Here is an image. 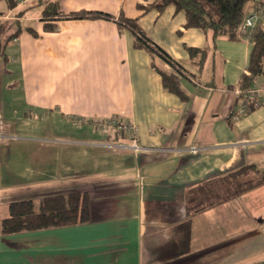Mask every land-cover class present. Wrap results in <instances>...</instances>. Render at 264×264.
Wrapping results in <instances>:
<instances>
[{
    "label": "crops",
    "instance_id": "1",
    "mask_svg": "<svg viewBox=\"0 0 264 264\" xmlns=\"http://www.w3.org/2000/svg\"><path fill=\"white\" fill-rule=\"evenodd\" d=\"M31 1L37 2L22 8ZM49 1L65 14L94 10L136 18L175 65L136 46L117 19H59L57 30L46 31ZM155 2L18 0L10 8L0 0V18L18 20L22 28L0 48V131L12 136L0 141V220L14 200L37 203L71 191L91 196L86 223L0 231V264H249L262 249L253 251L252 220H240L233 204L264 184L192 215L185 200L200 182L248 164L264 169V104L238 120L231 115L253 42L188 28L185 13ZM151 8L162 16H151ZM175 30L184 60L168 49ZM170 48L182 56L175 43ZM163 74L179 78L185 98L165 87ZM254 85L264 86V74ZM114 116L137 125L143 149L102 144L127 135L101 132L90 120Z\"/></svg>",
    "mask_w": 264,
    "mask_h": 264
},
{
    "label": "trees",
    "instance_id": "2",
    "mask_svg": "<svg viewBox=\"0 0 264 264\" xmlns=\"http://www.w3.org/2000/svg\"><path fill=\"white\" fill-rule=\"evenodd\" d=\"M7 2L10 8L18 5V0H7ZM170 5H173L176 11L185 13L186 27L210 30L214 36L224 35L236 39L240 37L239 29L246 15L256 7L264 8V0H156L155 2V6L159 9ZM99 17L117 19L119 26L127 27L133 33L136 46L156 53L175 65L173 58L145 34L136 18H129L123 14L117 18L112 14L94 10H80L65 14L61 11L59 2L49 1L45 4L42 19L45 21L46 31H55L58 28L56 21L59 19ZM11 29H13L12 32H10ZM21 30V24L18 20L0 18V48L3 44L16 38ZM28 30L34 36L38 35L34 28ZM252 37L253 49L249 66L239 81V86L243 90L251 87L256 78L264 74V23L261 20L254 28ZM188 49L191 53L201 51L192 47ZM163 82L171 92L181 98L186 97L180 88L179 78L176 75L163 74ZM250 171L254 173L253 176L248 175ZM245 175L248 178L241 181V177ZM263 184L264 169L254 163L200 182L186 191L187 214L199 213ZM90 202L91 196L86 191L46 195L37 203L33 199L11 201L8 205L9 214L0 220L1 234L7 235L22 231L86 223L91 217ZM260 264H264V260Z\"/></svg>",
    "mask_w": 264,
    "mask_h": 264
},
{
    "label": "built area",
    "instance_id": "3",
    "mask_svg": "<svg viewBox=\"0 0 264 264\" xmlns=\"http://www.w3.org/2000/svg\"><path fill=\"white\" fill-rule=\"evenodd\" d=\"M263 17L264 8L256 7L252 9L246 15L239 29V36L253 42L252 32ZM235 94L238 96V102L236 109L231 114L234 120H238L251 109L264 104V86L254 85L243 90L238 85L235 88ZM73 121L75 124H81L84 120L82 118H74ZM90 123L95 129L104 133L116 130L117 132H120V134L127 135L126 137L121 136L119 139L112 142H103L102 144L105 147L112 149L128 148L134 152H138L144 148L137 139L136 134L138 127L133 121H128L121 116H114L112 118H94L90 120ZM8 137L12 136L0 131V141L5 140ZM197 149V146L190 148L192 152H195Z\"/></svg>",
    "mask_w": 264,
    "mask_h": 264
},
{
    "label": "rangeland",
    "instance_id": "4",
    "mask_svg": "<svg viewBox=\"0 0 264 264\" xmlns=\"http://www.w3.org/2000/svg\"><path fill=\"white\" fill-rule=\"evenodd\" d=\"M35 2H37V1H31L30 3H27L26 5H24L22 8H24L25 6H28L31 3H35ZM35 5H32V6L33 7L38 6V5H36V6ZM1 6H2V4L0 5V7ZM33 7L28 8L26 11L32 9ZM170 7H173V6L170 5ZM168 8L166 10H168ZM140 10H142V9H140ZM166 10L164 11L165 13H166ZM150 14H153L151 16H154V18H155L156 14H158L159 16H162V15H160V14H162V12L158 11L155 8H151ZM178 14H180V16H183L184 12L180 11ZM147 16H148L147 20L151 24V22L149 21L150 15L148 14ZM159 22H162V17H159ZM261 22L264 23V17L261 19ZM23 23H24V25H26L28 22L23 21ZM168 38H169V40H168L169 42H167V44L170 45L168 49L174 55H176L180 60L186 59L188 56H187V54L183 48L182 39L178 36L176 30H175V32L170 33ZM173 41H175V42H173ZM174 43L179 48L182 56H179L178 54H176V52H174V50H172V48H170V47L174 48ZM143 72H145V71H143ZM183 78H182V80L185 82V80ZM253 174L254 173L252 171L248 172L249 176H253ZM246 176L247 175H245L244 177H241L240 180L241 181L246 180L248 178V176L247 177ZM233 206H234V209L236 210V212L242 213L239 215L240 220H247V221H249V219L252 220V224L254 225L253 232L255 234V238L252 240L253 251L257 247H262V249L259 250L258 253L254 252L252 254L251 259L249 260L251 262L249 264H260L262 262V260L264 259V220H262V219H264V189L254 191L246 199H245V197H243L238 202L234 203Z\"/></svg>",
    "mask_w": 264,
    "mask_h": 264
}]
</instances>
